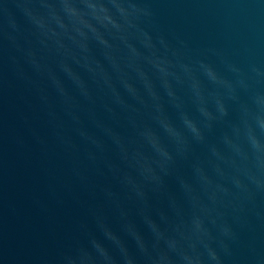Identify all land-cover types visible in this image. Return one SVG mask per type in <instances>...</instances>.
Returning a JSON list of instances; mask_svg holds the SVG:
<instances>
[{"label": "water", "instance_id": "95a60500", "mask_svg": "<svg viewBox=\"0 0 264 264\" xmlns=\"http://www.w3.org/2000/svg\"><path fill=\"white\" fill-rule=\"evenodd\" d=\"M0 264H264V0H0Z\"/></svg>", "mask_w": 264, "mask_h": 264}]
</instances>
